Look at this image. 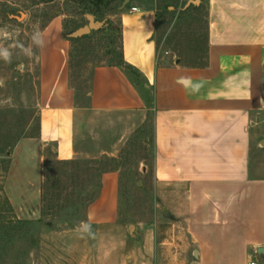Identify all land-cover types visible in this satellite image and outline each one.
<instances>
[{
  "label": "crops",
  "instance_id": "1",
  "mask_svg": "<svg viewBox=\"0 0 264 264\" xmlns=\"http://www.w3.org/2000/svg\"><path fill=\"white\" fill-rule=\"evenodd\" d=\"M170 1L178 9L192 3ZM205 6L209 64L195 68L162 53L158 0H123V58L141 80L136 83L122 67L99 66L84 99L72 84L73 44L65 15L41 30L40 131L13 150L5 184L19 217L42 216L47 160H118L127 140L151 123L155 194L167 200L184 196L187 237L179 264H264V0H206ZM183 80L201 87L193 91ZM86 139L95 140L100 151L85 150ZM120 206L117 168L102 176L83 229H111L119 222ZM127 239L63 234L59 264H177L172 237L157 241L143 228L132 252ZM96 242L107 245L97 252ZM157 244L167 245V251L157 250Z\"/></svg>",
  "mask_w": 264,
  "mask_h": 264
},
{
  "label": "rangeland",
  "instance_id": "2",
  "mask_svg": "<svg viewBox=\"0 0 264 264\" xmlns=\"http://www.w3.org/2000/svg\"><path fill=\"white\" fill-rule=\"evenodd\" d=\"M191 1L193 3L184 5L181 9L161 11L157 38L162 53L168 52L166 56L172 59L182 58L186 65L197 63L204 55L206 46V0ZM122 2L123 0L119 1L120 4ZM59 13L65 15L68 35L76 32V28L88 26L87 16L91 15H83L85 8L69 0H55L51 4H40L39 0H1L0 264H59V238L63 234L122 235L128 238L127 251L132 252L136 246L135 238L142 234L143 228L149 230L150 234H155L157 241H170L172 237L171 245L177 256L175 262L179 264L184 252L183 242L187 237L184 196H171L167 200L164 196L155 194L151 123L127 140L119 159L110 165L121 170L119 222L111 229H83V224L88 221L87 204L98 193L101 182L94 171L87 175L83 170L81 180L74 182L75 184L70 179L67 180V189L62 197L68 207L66 213L59 215L58 210H55L42 222V216L39 220H24L13 207L12 212L9 210L5 184L10 169V156L22 140L39 134V35ZM104 13L105 19H95L105 23L106 26L101 30L113 32L115 38L111 48L115 53L109 51L111 41L104 33H100L101 30L72 47V84L80 92L82 99L86 97L93 69L115 64L117 60L120 48V14L117 11L108 13L106 9ZM113 136L109 135L108 140L101 145H109ZM82 146L93 153L101 148L93 139H86ZM79 161L96 160L84 157ZM163 211L169 213L164 214ZM19 220L27 222V225L12 228ZM49 222L52 226H48ZM94 245L99 252L107 244L96 242ZM111 245L117 247L119 243ZM157 248L167 251L168 246L159 247L157 244Z\"/></svg>",
  "mask_w": 264,
  "mask_h": 264
},
{
  "label": "trees",
  "instance_id": "3",
  "mask_svg": "<svg viewBox=\"0 0 264 264\" xmlns=\"http://www.w3.org/2000/svg\"><path fill=\"white\" fill-rule=\"evenodd\" d=\"M55 0H39L40 4H51ZM70 2L74 4L81 5L85 8V13L83 15L91 14L94 17L106 18L105 9L108 11V13L112 11H117L119 14H121V7L122 4L119 3L121 0H69ZM123 3V2H122ZM170 7H175L178 9L177 5H174L170 0H158V20L160 21L161 18V11L166 10V12H169ZM201 8V7H200ZM175 9V10H176ZM1 13V9H0ZM207 17V12H206ZM121 26V22H120ZM79 28H76L75 30H78ZM207 29H208V22H207ZM65 32L67 33V27L65 25ZM104 33L106 38L110 39V48L109 51L111 53H115L114 50L111 48L114 43V34L110 30H101L100 33ZM99 33V32H97ZM68 34V33H67ZM93 34H96V32H92V34L79 38V39H73L70 38V41L72 44L78 43L84 39L91 38ZM121 37V30H119V39ZM206 46L204 55L200 57V60L192 65H187L195 68H205L208 66V40H207V34H206ZM183 61L182 58H179ZM118 67L124 68L127 73L135 80L136 83H139L141 80V75L132 67L127 66L124 62L123 53L121 49V44L119 48V52L117 54V60L115 64H112ZM186 65V64H185ZM73 69V50L71 52V74ZM72 79V75H71ZM39 131H40V125H39ZM116 160L114 159H102L97 161H58L55 159H51L45 164L44 171H43V195H42V222H44L46 216H49L54 213L55 210H58L57 213L63 214L68 211V207L65 205L62 197L67 189L66 182L67 180H71L72 183L78 182L81 180V175L83 170H85L84 173L89 175L91 172H96L97 177H99L100 181L102 180V176L110 171H113L114 168L110 167L112 163H115ZM116 169V168H115ZM52 173V174H51ZM75 184V183H74ZM101 190V182L99 184L98 193L95 196H92L90 201L87 204V207H89L99 196ZM9 210L12 212V206L8 200H6ZM76 208V206H74ZM17 225H15L14 229L18 228L19 226H26L27 222L25 221H17ZM48 226H52V223H48ZM20 228V227H19Z\"/></svg>",
  "mask_w": 264,
  "mask_h": 264
},
{
  "label": "water",
  "instance_id": "4",
  "mask_svg": "<svg viewBox=\"0 0 264 264\" xmlns=\"http://www.w3.org/2000/svg\"><path fill=\"white\" fill-rule=\"evenodd\" d=\"M127 3L124 5V7L127 5ZM87 20H88V26H85L83 28L78 29L76 32H74L71 35V38L79 39V38L88 36V35L92 34V32L99 31L106 26L105 23L97 22L95 17L91 16V15L87 16ZM168 213H169L168 211L164 212V214H168ZM196 257H197V255H196Z\"/></svg>",
  "mask_w": 264,
  "mask_h": 264
},
{
  "label": "clouds",
  "instance_id": "5",
  "mask_svg": "<svg viewBox=\"0 0 264 264\" xmlns=\"http://www.w3.org/2000/svg\"><path fill=\"white\" fill-rule=\"evenodd\" d=\"M184 86L187 88V87H191L193 91H198L199 88L201 87V85L199 84H192V82L190 80H183L181 81Z\"/></svg>",
  "mask_w": 264,
  "mask_h": 264
},
{
  "label": "built area",
  "instance_id": "6",
  "mask_svg": "<svg viewBox=\"0 0 264 264\" xmlns=\"http://www.w3.org/2000/svg\"><path fill=\"white\" fill-rule=\"evenodd\" d=\"M132 11H137V8H133ZM249 264H259L256 261L250 260Z\"/></svg>",
  "mask_w": 264,
  "mask_h": 264
}]
</instances>
